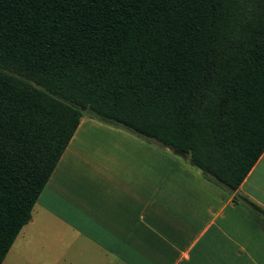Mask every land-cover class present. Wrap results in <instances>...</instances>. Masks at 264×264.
<instances>
[{
	"label": "trees",
	"instance_id": "16d2710c",
	"mask_svg": "<svg viewBox=\"0 0 264 264\" xmlns=\"http://www.w3.org/2000/svg\"><path fill=\"white\" fill-rule=\"evenodd\" d=\"M237 189L264 150V0H0V264L82 117Z\"/></svg>",
	"mask_w": 264,
	"mask_h": 264
},
{
	"label": "crops",
	"instance_id": "0c3cea01",
	"mask_svg": "<svg viewBox=\"0 0 264 264\" xmlns=\"http://www.w3.org/2000/svg\"><path fill=\"white\" fill-rule=\"evenodd\" d=\"M237 193L264 209V150ZM1 264H264V220L187 157L85 116Z\"/></svg>",
	"mask_w": 264,
	"mask_h": 264
},
{
	"label": "water",
	"instance_id": "95a60500",
	"mask_svg": "<svg viewBox=\"0 0 264 264\" xmlns=\"http://www.w3.org/2000/svg\"><path fill=\"white\" fill-rule=\"evenodd\" d=\"M178 153V152H177ZM180 154V153H179ZM182 155V154H181Z\"/></svg>",
	"mask_w": 264,
	"mask_h": 264
}]
</instances>
